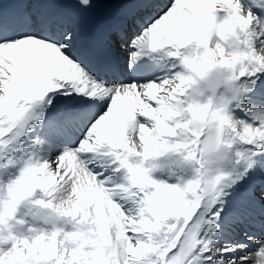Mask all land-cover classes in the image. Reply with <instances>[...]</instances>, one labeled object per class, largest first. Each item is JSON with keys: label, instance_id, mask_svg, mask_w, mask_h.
<instances>
[{"label": "snow or ice", "instance_id": "obj_1", "mask_svg": "<svg viewBox=\"0 0 264 264\" xmlns=\"http://www.w3.org/2000/svg\"><path fill=\"white\" fill-rule=\"evenodd\" d=\"M0 264H264V0H0Z\"/></svg>", "mask_w": 264, "mask_h": 264}]
</instances>
